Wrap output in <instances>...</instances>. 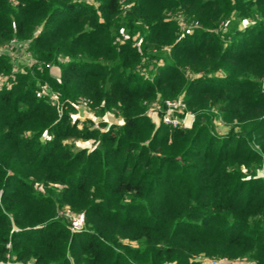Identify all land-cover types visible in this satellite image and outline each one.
<instances>
[{"label": "trees", "instance_id": "1", "mask_svg": "<svg viewBox=\"0 0 264 264\" xmlns=\"http://www.w3.org/2000/svg\"><path fill=\"white\" fill-rule=\"evenodd\" d=\"M120 2L0 0V44L26 43L37 77L0 91V262L264 264V0ZM35 80L67 106L61 117ZM157 98H180L192 129L154 127L144 110ZM79 99L123 124L78 130L67 113Z\"/></svg>", "mask_w": 264, "mask_h": 264}, {"label": "rangeland", "instance_id": "2", "mask_svg": "<svg viewBox=\"0 0 264 264\" xmlns=\"http://www.w3.org/2000/svg\"><path fill=\"white\" fill-rule=\"evenodd\" d=\"M83 1H89L90 0H83ZM121 4H125L128 1L131 0H120ZM167 17L172 18L177 25L179 26V30L187 29L186 24L187 23L184 20V17L181 13L174 12H167ZM250 20V19H249ZM246 20L241 25V28H245L246 25L250 24L251 21ZM190 28L188 27V32H190ZM15 40V49L11 52V55L8 54L7 57H2L6 59V68L7 71H4L5 67H1L0 70V91L6 88L11 87L15 80L19 78V76H23L26 73H29L30 76H33L35 78V72L36 69L32 67L34 65V59L30 52L26 49V43H22L20 40L16 38H11L7 42L0 44V49L7 48L11 41ZM24 51L26 53L30 54V59L25 56ZM30 60V62H29ZM145 63V62H143ZM142 63V64H143ZM159 64L161 62H158ZM39 66V65H38ZM41 66V65H40ZM48 72L51 75V77L54 79V81H57L58 79V73L60 70V67H54L51 64L47 66ZM35 87L38 89L37 95L44 98L46 102L52 106L58 117H61L62 114L67 110V106H64V102L61 101L58 94L47 84V83H41L39 80H35ZM170 100H180V98L177 99H170ZM164 101L167 100H161L156 99L152 103L148 104L144 110L145 117L150 121L151 124H153L154 127H158L162 125L161 123V116L160 112L157 110V107L161 106ZM70 106H72L73 111H68L67 115L69 117V121L71 124H75L78 128V130H82L84 128H87L88 130H94L98 133H104L111 127L121 126L123 124V120L120 117L119 113L117 111H99V108H90L88 107L85 102L82 99H79L76 101V103H69ZM181 120V126L180 129L189 130L192 129V126L194 125L195 115L192 114L187 110V113L182 114L180 117ZM200 123L203 122V119H200ZM213 132L216 136H224L228 132L227 126H225L222 121L215 118L213 121ZM45 137V134H43L40 139H43ZM73 146V149H87L92 150L98 143L94 140L84 141L82 139L73 140L70 142ZM245 171L244 169H242ZM255 176L259 177L260 179H264V166L263 168H260L255 171ZM38 190H42L43 192L44 188L40 185L37 186ZM57 215L62 222L66 223L67 227H69L68 220L63 216L60 215L61 212H65L67 207H59L56 209ZM69 211V210H68ZM84 230V227L82 231ZM81 231V232H82ZM6 247H8L6 245ZM10 253L5 254L6 261L0 262V264H17L16 262H11L12 257L10 256ZM196 262L199 264H252L251 262H248L246 260L241 261H229L225 258L222 259H208L202 256L194 257ZM25 264H33V260H29Z\"/></svg>", "mask_w": 264, "mask_h": 264}, {"label": "built area", "instance_id": "3", "mask_svg": "<svg viewBox=\"0 0 264 264\" xmlns=\"http://www.w3.org/2000/svg\"><path fill=\"white\" fill-rule=\"evenodd\" d=\"M14 49L15 40L11 41L7 48L0 49V56L7 57L8 54L11 55ZM24 54L30 59V54L26 53V51H24ZM157 110L160 112L161 123L171 128H179L181 126V115L187 113L185 104L180 100L164 101L161 106L157 107ZM60 215H63L68 220L69 230L72 233H79L82 231L84 227V215L82 213L74 214L66 210L65 212H61Z\"/></svg>", "mask_w": 264, "mask_h": 264}]
</instances>
